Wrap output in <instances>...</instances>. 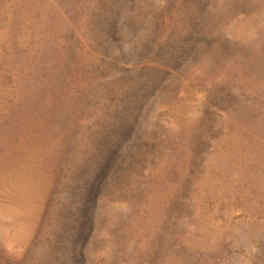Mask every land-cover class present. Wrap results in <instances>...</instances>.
Here are the masks:
<instances>
[{
    "label": "rangeland",
    "instance_id": "rangeland-1",
    "mask_svg": "<svg viewBox=\"0 0 264 264\" xmlns=\"http://www.w3.org/2000/svg\"><path fill=\"white\" fill-rule=\"evenodd\" d=\"M16 183L0 264H264V0H0Z\"/></svg>",
    "mask_w": 264,
    "mask_h": 264
},
{
    "label": "bare ground",
    "instance_id": "bare-ground-1",
    "mask_svg": "<svg viewBox=\"0 0 264 264\" xmlns=\"http://www.w3.org/2000/svg\"><path fill=\"white\" fill-rule=\"evenodd\" d=\"M23 185L16 183L13 193L6 194L8 202L0 200V239L14 253H20L25 241L30 239L36 214L34 205L27 199L29 195L21 187Z\"/></svg>",
    "mask_w": 264,
    "mask_h": 264
}]
</instances>
